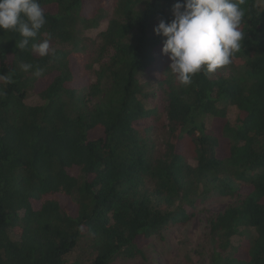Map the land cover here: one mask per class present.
Instances as JSON below:
<instances>
[{"label":"trees","instance_id":"1","mask_svg":"<svg viewBox=\"0 0 264 264\" xmlns=\"http://www.w3.org/2000/svg\"><path fill=\"white\" fill-rule=\"evenodd\" d=\"M176 2L39 0L46 24L32 42L52 35L46 57L0 30V75L12 80H0V264H120L214 196L235 202L207 215L208 264H264V0L241 5L232 62L187 87L154 33Z\"/></svg>","mask_w":264,"mask_h":264},{"label":"clouds","instance_id":"2","mask_svg":"<svg viewBox=\"0 0 264 264\" xmlns=\"http://www.w3.org/2000/svg\"><path fill=\"white\" fill-rule=\"evenodd\" d=\"M244 0H177L172 7L171 22L161 20L154 33L163 38L162 53L168 56L170 72L182 86H190L198 73L213 74L229 65L241 49L244 33ZM46 24L39 0H0V30L19 34L16 47L26 49L35 41ZM52 35L32 42V51L41 57L54 54ZM20 68L28 72L30 63ZM34 75L41 77L44 70L37 68ZM0 80L11 83V75H0ZM2 94V93H0Z\"/></svg>","mask_w":264,"mask_h":264},{"label":"rangeland","instance_id":"3","mask_svg":"<svg viewBox=\"0 0 264 264\" xmlns=\"http://www.w3.org/2000/svg\"><path fill=\"white\" fill-rule=\"evenodd\" d=\"M113 0H104L107 5H110ZM109 19L104 21L98 29L89 31L86 36L91 41L99 42L100 33L108 26ZM75 61V60H74ZM76 62V61H75ZM76 71V87L86 85L87 78L82 74L83 70L80 62H76L73 67ZM78 69V70H77ZM158 70L151 72L150 76H157ZM221 75L228 76L227 71H220ZM145 81H149L146 77ZM27 102L34 105L38 103V97L31 93L28 95ZM160 102L156 99L151 104ZM162 112V108L161 111ZM237 110L229 107L228 119L232 124H236ZM210 124V119L207 120V125ZM168 121L166 115L160 113L157 115L156 128L153 138L159 145L166 140V127ZM217 123H214L215 128ZM235 200L223 196H214L210 200L200 204L195 217L186 225L166 229L162 232L161 237H152L144 247L143 256L131 260L121 259L120 264H208L209 246L207 244V215L209 213L223 212ZM243 237L234 239V243L239 244Z\"/></svg>","mask_w":264,"mask_h":264}]
</instances>
